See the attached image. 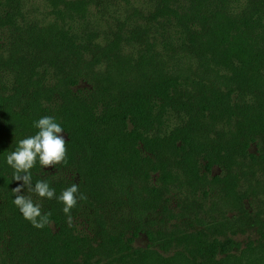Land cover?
Wrapping results in <instances>:
<instances>
[{
    "label": "trees",
    "instance_id": "obj_1",
    "mask_svg": "<svg viewBox=\"0 0 264 264\" xmlns=\"http://www.w3.org/2000/svg\"><path fill=\"white\" fill-rule=\"evenodd\" d=\"M34 1L0 0V264H156L159 238H206L151 222L171 199L193 211L199 193L257 197L256 242L210 264H264V0ZM43 116L67 157L37 161L32 183L56 196L78 184L71 225L56 198L31 194L51 213L43 228L13 203L6 155ZM140 232L149 244L131 247Z\"/></svg>",
    "mask_w": 264,
    "mask_h": 264
},
{
    "label": "rangeland",
    "instance_id": "obj_2",
    "mask_svg": "<svg viewBox=\"0 0 264 264\" xmlns=\"http://www.w3.org/2000/svg\"><path fill=\"white\" fill-rule=\"evenodd\" d=\"M37 1L40 0H35L34 2ZM213 172L215 173V170ZM259 197H264V194L261 193ZM195 198L201 205L199 204V207H196L193 211L177 208L178 200H169L166 205L168 210L163 217L165 221L161 222L157 218H152L151 222L157 227L158 224H168L167 226L163 225L165 229L172 228L170 223L177 222L179 223V228L183 230L195 231L201 228L205 231L206 238L188 242L187 239L176 233L171 235V239L159 238L157 242L150 245L158 252L152 255L156 256L158 254L163 257L156 264H210L212 260L223 256L225 252L242 253V248L245 247L248 240L253 243L256 242V238L260 233L255 225H249V223L250 220H253L255 210H257L256 202L258 201L259 203L257 197L253 203H249L243 198V205L241 197L240 205L235 204V206L230 203L220 204L219 201H217V205H210L211 195L203 197L199 193ZM247 198H250V195H247ZM253 206L254 208H252ZM257 212L259 217H263L259 213L260 211L257 210ZM213 238H215L213 240L216 244L215 247L203 249V242H210ZM146 244L148 245L149 242L141 232L131 240V247H144ZM261 250L263 248L258 249V251ZM96 259V257L91 258L90 263L105 264L107 262L106 264H118L109 256L98 257L99 261H95Z\"/></svg>",
    "mask_w": 264,
    "mask_h": 264
},
{
    "label": "clouds",
    "instance_id": "obj_3",
    "mask_svg": "<svg viewBox=\"0 0 264 264\" xmlns=\"http://www.w3.org/2000/svg\"><path fill=\"white\" fill-rule=\"evenodd\" d=\"M34 126L38 129L36 134L20 139L15 150L6 155V163L14 170L12 180L22 181L12 188L13 203L24 219L30 221L36 228H43L50 223L51 213L42 214V205L35 202L31 194L41 199L56 198L63 203L62 211L67 215V222L71 225L73 221L71 210L76 207L78 199H87L85 195L79 193L78 184L73 183L56 196L55 189L50 187L47 180H38L33 186L31 173L37 161L42 168L56 167L57 164L66 162L67 141L62 134L64 129L51 116L41 117L34 122ZM25 187L28 195L22 194Z\"/></svg>",
    "mask_w": 264,
    "mask_h": 264
}]
</instances>
